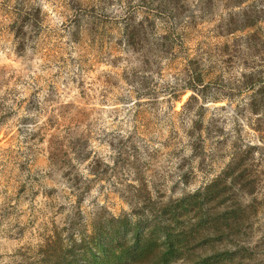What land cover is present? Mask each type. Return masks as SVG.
Wrapping results in <instances>:
<instances>
[{
	"label": "rangeland",
	"instance_id": "obj_1",
	"mask_svg": "<svg viewBox=\"0 0 264 264\" xmlns=\"http://www.w3.org/2000/svg\"><path fill=\"white\" fill-rule=\"evenodd\" d=\"M0 264H264V0H0Z\"/></svg>",
	"mask_w": 264,
	"mask_h": 264
}]
</instances>
